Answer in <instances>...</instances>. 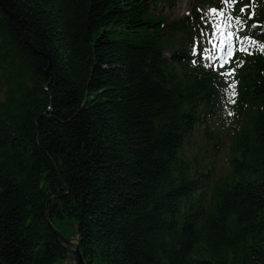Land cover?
<instances>
[{
	"label": "trees",
	"instance_id": "16d2710c",
	"mask_svg": "<svg viewBox=\"0 0 264 264\" xmlns=\"http://www.w3.org/2000/svg\"><path fill=\"white\" fill-rule=\"evenodd\" d=\"M160 1L0 0V264H264V0Z\"/></svg>",
	"mask_w": 264,
	"mask_h": 264
},
{
	"label": "rangeland",
	"instance_id": "374dc122",
	"mask_svg": "<svg viewBox=\"0 0 264 264\" xmlns=\"http://www.w3.org/2000/svg\"><path fill=\"white\" fill-rule=\"evenodd\" d=\"M226 3L230 5H236L237 0H226ZM216 8V4H209L208 0H174V4L171 7L168 2L160 1L155 10L154 16L160 15L166 22V26L172 22H175L183 17L194 15L196 12L204 13L212 11ZM224 38L220 43L221 47V61L219 63L222 69V75L224 82L230 85L232 83V75H228L230 70L231 58L234 55V46L236 40L237 30L230 25L224 27ZM231 34V38H229ZM231 47L232 56H228V49Z\"/></svg>",
	"mask_w": 264,
	"mask_h": 264
},
{
	"label": "water",
	"instance_id": "95a60500",
	"mask_svg": "<svg viewBox=\"0 0 264 264\" xmlns=\"http://www.w3.org/2000/svg\"><path fill=\"white\" fill-rule=\"evenodd\" d=\"M20 32L24 36L21 29ZM26 42L29 44L28 40H26ZM52 228L70 254L68 260L61 264H85L80 253V243L76 224L73 222H55Z\"/></svg>",
	"mask_w": 264,
	"mask_h": 264
},
{
	"label": "snow or ice",
	"instance_id": "6c2138e0",
	"mask_svg": "<svg viewBox=\"0 0 264 264\" xmlns=\"http://www.w3.org/2000/svg\"><path fill=\"white\" fill-rule=\"evenodd\" d=\"M215 11V10H214ZM245 10L242 8L241 9V12H244ZM219 15H223V13H219ZM227 19H229V20H232V19H234L235 20V24L236 25H239L241 28L244 26V23H245V21L244 20H242V18L240 17V16H237V17H234V18H232V17H228ZM217 28H219V25H217ZM229 38H231V34H229ZM261 51H264V47H261V49H260ZM228 56L229 57H231L232 56V50H231V47H229V49H228ZM228 75H232V73L231 72H229L228 73ZM229 87L232 89V92H231V97H232V100H231V102H235V95H236V92H235V82H233V83H231L230 85H229ZM231 114V113H230Z\"/></svg>",
	"mask_w": 264,
	"mask_h": 264
}]
</instances>
